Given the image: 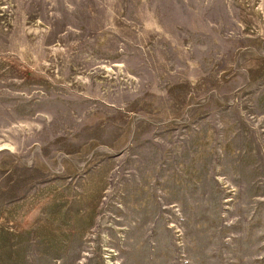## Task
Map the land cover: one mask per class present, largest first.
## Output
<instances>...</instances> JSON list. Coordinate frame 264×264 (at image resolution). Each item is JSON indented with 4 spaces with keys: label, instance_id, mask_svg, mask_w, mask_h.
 Returning <instances> with one entry per match:
<instances>
[{
    "label": "rangeland",
    "instance_id": "rangeland-1",
    "mask_svg": "<svg viewBox=\"0 0 264 264\" xmlns=\"http://www.w3.org/2000/svg\"><path fill=\"white\" fill-rule=\"evenodd\" d=\"M0 264H264V0H0Z\"/></svg>",
    "mask_w": 264,
    "mask_h": 264
}]
</instances>
